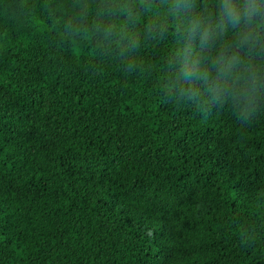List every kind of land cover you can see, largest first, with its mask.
Masks as SVG:
<instances>
[{
  "label": "trees",
  "instance_id": "1",
  "mask_svg": "<svg viewBox=\"0 0 264 264\" xmlns=\"http://www.w3.org/2000/svg\"><path fill=\"white\" fill-rule=\"evenodd\" d=\"M125 2L0 0V264H264V98L178 81L162 0L103 40Z\"/></svg>",
  "mask_w": 264,
  "mask_h": 264
},
{
  "label": "clouds",
  "instance_id": "2",
  "mask_svg": "<svg viewBox=\"0 0 264 264\" xmlns=\"http://www.w3.org/2000/svg\"><path fill=\"white\" fill-rule=\"evenodd\" d=\"M162 2L174 17L184 20V41L176 53V79L189 85L199 82L204 92L220 104L231 102L238 119L250 122L258 102L264 98V0H218L215 26L207 14L195 13L196 0ZM137 5L147 7L144 0H135L134 4L126 0L119 9L125 23L103 28L97 25L95 30L102 31L105 41L120 47L131 42L134 47L128 24L138 16L132 10ZM229 30H233L232 39L217 45L216 39L223 38ZM148 31H152V26ZM201 53H208L207 65L201 64Z\"/></svg>",
  "mask_w": 264,
  "mask_h": 264
}]
</instances>
